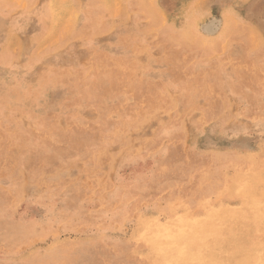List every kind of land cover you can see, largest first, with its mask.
Returning a JSON list of instances; mask_svg holds the SVG:
<instances>
[{
  "label": "rangeland",
  "instance_id": "rangeland-1",
  "mask_svg": "<svg viewBox=\"0 0 264 264\" xmlns=\"http://www.w3.org/2000/svg\"><path fill=\"white\" fill-rule=\"evenodd\" d=\"M0 264H264V0H0Z\"/></svg>",
  "mask_w": 264,
  "mask_h": 264
},
{
  "label": "bare ground",
  "instance_id": "bare-ground-1",
  "mask_svg": "<svg viewBox=\"0 0 264 264\" xmlns=\"http://www.w3.org/2000/svg\"><path fill=\"white\" fill-rule=\"evenodd\" d=\"M63 8V7H62ZM201 27V26H200ZM242 169V168H241ZM243 173V172H242ZM219 191H221V190H219ZM217 192V191H216ZM213 196H215V195H213ZM232 203V202H231ZM179 223V222H178ZM150 226V225H149ZM178 227V226H177ZM156 228V227H155ZM167 228V227H166ZM146 230H147V228H146ZM149 230V229H148ZM170 230V229H169ZM154 232V231H153ZM145 233V232H144ZM147 234V233H146ZM167 234V233H166ZM144 236H145V234H143ZM168 235V234H167ZM147 236H149V235H147ZM151 236V235H150ZM159 236V235H158ZM170 238V237H169ZM145 240V239H144ZM149 241H150V239H149ZM147 242H148V240H147Z\"/></svg>",
  "mask_w": 264,
  "mask_h": 264
}]
</instances>
